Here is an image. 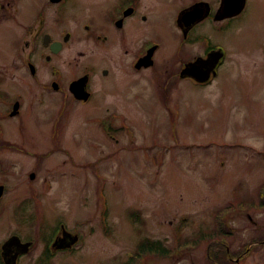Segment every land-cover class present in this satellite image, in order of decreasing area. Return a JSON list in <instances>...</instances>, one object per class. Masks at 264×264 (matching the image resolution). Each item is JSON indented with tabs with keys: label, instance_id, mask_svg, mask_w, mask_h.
Returning <instances> with one entry per match:
<instances>
[{
	"label": "rangeland",
	"instance_id": "1",
	"mask_svg": "<svg viewBox=\"0 0 264 264\" xmlns=\"http://www.w3.org/2000/svg\"><path fill=\"white\" fill-rule=\"evenodd\" d=\"M180 1L147 0L152 10L148 21H140L138 36L127 43L89 37L92 30L109 28L103 17L105 21L111 0H64L58 8L65 9L60 16L64 22L67 18L65 24L58 21L60 11L49 0L19 1L15 7L22 8L23 18L46 3L45 29L54 37L61 38L63 27L73 31L72 40L63 42L56 55L38 43L33 53L35 75L24 52L13 55L21 27L14 20H0V95L6 98L0 99V113L12 108L18 94L23 95L22 121L16 119L19 115H6L0 121L5 138L18 147L1 148L0 164L14 166L18 174L13 181L17 186L30 181L33 191L27 229L34 243L23 264H46V237L62 221L80 240L71 250L54 252L51 264H127L141 236L171 248L179 229L184 238H193L213 226L225 204L234 199L251 201L260 191L264 182V0H247L243 12L230 21L206 19L182 47L175 24ZM8 10L2 9L0 19ZM89 19L93 28L87 31L83 23ZM33 34L26 37L25 52ZM200 36L208 40L199 41ZM149 38L159 43L156 66L137 71L131 60ZM207 41L226 52L218 75L204 85L178 74L166 83V72L180 68L179 57L202 54ZM15 51H22L21 46ZM42 51L52 56L50 61ZM88 66H94L96 96L84 104L72 99L68 82ZM53 67L61 70L62 91L50 88ZM102 67L108 75L100 71ZM110 114L116 115L117 135L108 136L95 121ZM32 171L34 179L28 175ZM21 192L24 186L12 193V200ZM12 200L5 196L0 204L11 211ZM6 213L1 216L2 232ZM133 213L142 220L134 222ZM248 215L264 224L263 210L233 216L229 225L234 250L261 234ZM251 254L245 264H264V248ZM143 264L210 263L202 244L180 258L152 255Z\"/></svg>",
	"mask_w": 264,
	"mask_h": 264
},
{
	"label": "flooded vegetation",
	"instance_id": "2",
	"mask_svg": "<svg viewBox=\"0 0 264 264\" xmlns=\"http://www.w3.org/2000/svg\"><path fill=\"white\" fill-rule=\"evenodd\" d=\"M19 1H21V0H10L9 3H13V4H15V6H17L16 4L19 3ZM63 1L64 0H61L58 3H52V4L57 5V10L60 11L58 21L60 23L65 24L67 22V18H66L65 22L62 21L60 18V16L64 13L65 9L64 8H58L59 5L61 3H63ZM198 2L208 3V5H209L208 8L210 10L209 15L206 16L205 18L201 19L200 21H198L189 30L188 35L185 36L184 31L182 30L183 28L181 25H183L184 28L186 26L183 24V22L179 21V19H178L179 14L181 13V11L191 7L192 5H194L195 3H198ZM179 3H181V5H179ZM179 3L177 6L176 15H175V24L178 28L179 36L182 34L181 35L182 39L178 43L179 47H182L185 43H189V39L191 38V33H192L193 29L197 25H199L200 23L205 21L206 19H211V20L215 21L216 23H222L223 21L233 20L234 18H236L240 15V14H238L235 16L225 17V18H222L220 20H216L215 15L217 14L218 10L222 7V0H215L214 2L210 1V0H189V1L181 0ZM0 4H1L0 5V15H1L3 8L9 9L8 14L5 13L4 14L5 17L0 19V20H3V19L14 20L21 27V31H18L17 38L14 39V43L12 46V49H13V47H15L13 49V55H14V57H20V54H22V52H24L25 53V62L28 65L29 69H30V64H34V65L36 64V62L33 58V53H34L35 49L40 47L38 45V43L41 44L45 50H46V48H48L50 50V52H52V47H51L52 42H54V41L62 42V43L65 42L64 40H65V37L67 34H70V37L65 43L69 42L73 38V31L69 30L68 27L62 28L61 38L54 37L51 33L46 31V29H45L46 18H48L47 15L44 13V6L46 3L38 11L32 12L31 15L28 16L27 18H23L21 16V14H22L21 13L22 12L21 7L18 8V7L14 6L13 8H10L7 6V4H4V1L2 3L0 2ZM203 6H204V10H206V8H207L206 5L203 4ZM148 12H152V10H151V5L147 4V0H111V8L108 9L106 12V14L107 13L108 14L105 16V21H104V17H103V22L106 23L109 28L106 29L105 27H103L102 28L103 31L92 30L90 32L89 37L94 38L95 40L103 41V42H107V41L113 42L115 40H119L121 43H127L129 41H133L132 39H134L136 36H138V34L136 33L137 31H139L137 29V25L140 24V21H142V22L148 21ZM70 18H77V17L70 16ZM34 22H36L37 25L36 26L34 25V27H33ZM83 27L87 31L89 30L90 27L93 28V23H92L91 19L84 21ZM110 29H112L114 31L112 33V35L109 34ZM32 31H34L33 42H32L30 49L27 52H25L26 48H24V47H26L28 45V40L26 39V37ZM46 34H50L52 37L50 43L47 45H46ZM200 40L201 39H199V41ZM204 40H208V39L205 38ZM156 44L158 45V48H157V50H158L159 44L156 40H151L150 38L144 39L140 49L137 50L134 58L131 60L132 67L135 68V64L139 60V58L144 56L148 52V49L150 47H152L153 45H156ZM20 46L22 48V51H20V52L15 51ZM62 47H63V45H62ZM215 48H217V47H214V46H212L211 43H209L208 47L204 50V52L202 54H197V55H194L192 57H187V58L180 56L179 60H178V62L180 63V68L176 72H171V73H170V71L168 73L166 72L167 77H166L165 82L166 83L169 82L170 81L169 78L174 77V74L175 75L178 74L179 78H190V79L194 80L191 77H181L180 76L181 70L184 68L186 63L193 61V60L197 59L198 57H206L208 55L209 51L212 49H215ZM157 50L155 51V54H154V64L152 66L142 67L140 69L135 68V69L137 71H146L147 69H154L156 66V62H157V60L155 58ZM41 54L44 57V59L46 60V51H42ZM52 54L56 55V53H52ZM225 56H224V58H225ZM224 58H223L222 62L224 61ZM222 62H220L217 66L218 71H219V68L221 67ZM35 67H36V73H37L38 66L35 65ZM87 68L89 70H86L83 74L75 75L68 82V89H69L70 84L73 81L82 78L85 74L91 73L90 77H89L88 85H87L88 90L90 91L91 95L87 101L76 99L73 96V94L69 91L72 99H74L75 101H78L80 103H84V104L89 103L91 101V99L94 96H96V92L93 89V78H92L93 77L92 76V69H94V66H88ZM104 70H107V73L105 75H108L109 71L106 67H102L100 69V71L102 73H104ZM35 74H32V75H35ZM51 75H52V79H51L50 88L53 89L52 83L57 82L58 85L60 86V88L58 90H55V89L54 90L55 91H62L63 87H62V85H60L61 84L60 81H61V77H62L61 70L58 67H53L51 70ZM213 77H216V76H212V78ZM154 80L157 81L158 78H156L154 76ZM43 86L46 89V82L43 83ZM2 96H5V95H0V99L6 100V98L2 97ZM22 98H23V95L18 94V97L12 101L13 102L12 108H13V105L16 101L20 102V110H19V113L17 114V115H19V117L16 118L19 121H22V120H20V119H22V109H21V101H20V99L22 100ZM12 108H8L2 114L0 113V121L6 115H9V117H11V118H14L17 116V115H15V116L10 115ZM20 128L21 127L19 125V130L21 131ZM10 145H14L17 147V145L14 142H11L9 139L5 138L4 129L1 130V123H0V149L2 148V149L14 150L15 148H12ZM31 173L28 174V172H23L22 174H23V176H26L28 174L29 178H30ZM16 174H18V171L15 169L14 166H10V165L5 166L3 164H0V186L4 187L2 194H0V203L4 200L5 196H7L11 201L12 200L11 195H12V193H14V191L21 188L22 186H24V188H25L24 193L21 192L20 195H18V193L16 195L14 194L13 200H12L13 204L10 205V207L12 209L11 211H9L10 210L9 207H4L0 204V264H6L5 258L2 254L3 253V245L13 235H18L21 238L22 242L32 241L34 243L31 235L29 234V228L27 229V227L31 226L30 225L31 223H29V218L31 217V206H32V200H33V191L31 190L32 184L30 183V181H26L25 185H18L17 186L18 183L13 181V178ZM16 202H17V204H16ZM15 204H16V206H14ZM5 212H7L5 214V216H6L5 224L7 226L4 229V231L2 232L1 231V216H2V213L4 214ZM12 212H13V216H14L13 222H11ZM248 217L252 222L255 223L257 231L261 232V234L254 235L250 238L249 246H250V248L253 249V251L257 250L258 248L263 249L264 248V224H262V223L259 224L258 220L253 219L252 216H250V215H248ZM22 226L25 227L27 229V231L23 230L21 228ZM17 227H19V228H17ZM58 234H59V231H58L57 235ZM260 237H263V238L260 239ZM50 244H51L50 238L46 237V247L44 250V256L45 257H43V259H46V264H51V250H50L51 245ZM249 246H248V249H249ZM31 249H32V246L30 247V251H31ZM30 251L27 253L12 252L11 256L15 257V264H23L25 259L28 257ZM61 251L63 252L66 250H61ZM251 255L252 254L247 255L246 253H244L241 257H238L236 259L237 264H239V261L244 256H245V260H246ZM242 264H245V262H243Z\"/></svg>",
	"mask_w": 264,
	"mask_h": 264
},
{
	"label": "trees",
	"instance_id": "3",
	"mask_svg": "<svg viewBox=\"0 0 264 264\" xmlns=\"http://www.w3.org/2000/svg\"><path fill=\"white\" fill-rule=\"evenodd\" d=\"M167 96L166 93L164 96V104L166 106L169 104ZM115 119L116 115L110 114L106 117L97 118L95 121L102 127L107 135L111 136L114 134L113 132H117V129L113 126ZM59 122V119L55 122L54 136L56 137L59 136L60 132ZM55 142H57V138H55ZM10 146L15 149L17 148L14 145ZM254 210L264 211V182L255 199L248 202H237V199H234L228 202L216 213V221L213 222V226L197 233L195 237L184 238L179 229L178 235L180 236H178V239L174 242V245L171 248L166 247L161 240H152L149 237L141 236L137 245V250L127 264H143L148 256L152 255L166 258H180L183 254L189 252V250H195L202 244H205L206 259L210 264H237L236 259L241 257L244 253H250L252 248L248 249L249 243H245L243 246L235 250L231 248V239L234 235L232 228L229 225V220L234 215H239L243 212H252ZM138 213H133L134 222L142 220L138 219L139 216H135ZM103 222L108 230L109 226L107 223L106 211L103 213ZM61 223L63 222H60V224ZM54 235L55 232L51 235V241L53 240ZM262 238L263 237H260V239ZM242 262L243 259L239 261V264H242Z\"/></svg>",
	"mask_w": 264,
	"mask_h": 264
},
{
	"label": "water",
	"instance_id": "4",
	"mask_svg": "<svg viewBox=\"0 0 264 264\" xmlns=\"http://www.w3.org/2000/svg\"><path fill=\"white\" fill-rule=\"evenodd\" d=\"M53 3L60 2L61 0H50ZM246 0H222V7L218 10L217 14L215 15L216 20H220L225 17H231L239 14L244 6ZM203 4L206 5V10H204ZM208 3L198 2L192 5L191 7L181 11L179 14V21L183 22L186 26L184 28L182 26V30L184 31V35L187 36L189 30L201 19L208 16L210 10L208 8ZM69 34L66 35L65 40L69 39ZM51 36L46 34V44H49ZM61 43L53 42L51 44L53 52H58L61 48ZM157 49V45L152 46L146 55L139 58L136 62L135 67L137 69L142 68L143 66L149 67L154 64L153 55ZM224 57V52L222 49H214L210 51L206 58L198 57L194 61H190L185 64L184 68L181 70L180 76L181 77H192L198 82H207L211 75H216V67ZM50 60V56L47 57ZM30 70L32 74L36 73V67L34 64H30ZM107 73V70H104V74ZM89 75H85L82 78L73 81L70 85L71 92L75 95L78 99L87 100L89 98V92L87 91V82H88ZM53 87L58 89V84L53 83ZM20 110V102L16 101L13 105V109L10 113L11 116H15L19 113ZM36 176L35 172H32L30 177L34 179ZM3 186H0V194L3 192ZM62 234L58 235L54 242L52 243V248L54 250L58 249H67L71 248L75 245L79 240L78 234H73L72 232L68 231L65 225H61ZM32 242H22L20 237L17 235L12 236L5 244L3 245V256L5 258L6 264H15V257L11 256L12 252L16 253H27L30 250V246Z\"/></svg>",
	"mask_w": 264,
	"mask_h": 264
}]
</instances>
